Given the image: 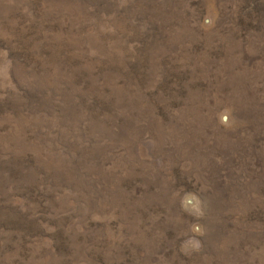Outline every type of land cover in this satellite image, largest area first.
Wrapping results in <instances>:
<instances>
[{
  "label": "rangeland",
  "instance_id": "1",
  "mask_svg": "<svg viewBox=\"0 0 264 264\" xmlns=\"http://www.w3.org/2000/svg\"><path fill=\"white\" fill-rule=\"evenodd\" d=\"M0 264H264V0H0Z\"/></svg>",
  "mask_w": 264,
  "mask_h": 264
}]
</instances>
